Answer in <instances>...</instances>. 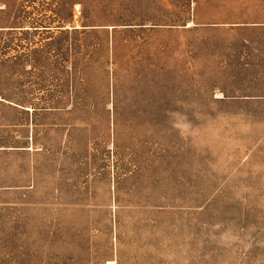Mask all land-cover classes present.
<instances>
[{"label": "rangeland", "instance_id": "rangeland-1", "mask_svg": "<svg viewBox=\"0 0 264 264\" xmlns=\"http://www.w3.org/2000/svg\"><path fill=\"white\" fill-rule=\"evenodd\" d=\"M0 98V264H264V0H0Z\"/></svg>", "mask_w": 264, "mask_h": 264}, {"label": "bare ground", "instance_id": "bare-ground-1", "mask_svg": "<svg viewBox=\"0 0 264 264\" xmlns=\"http://www.w3.org/2000/svg\"><path fill=\"white\" fill-rule=\"evenodd\" d=\"M189 26H191V24H189ZM108 264H115V262L110 261V262H108Z\"/></svg>", "mask_w": 264, "mask_h": 264}, {"label": "crops", "instance_id": "crops-1", "mask_svg": "<svg viewBox=\"0 0 264 264\" xmlns=\"http://www.w3.org/2000/svg\"><path fill=\"white\" fill-rule=\"evenodd\" d=\"M0 100H2V99L0 98Z\"/></svg>", "mask_w": 264, "mask_h": 264}]
</instances>
